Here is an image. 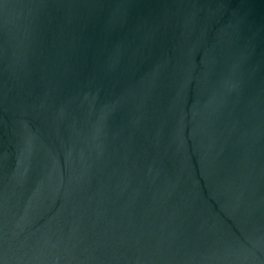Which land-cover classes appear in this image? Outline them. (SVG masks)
Returning a JSON list of instances; mask_svg holds the SVG:
<instances>
[{"label":"water","instance_id":"95a60500","mask_svg":"<svg viewBox=\"0 0 264 264\" xmlns=\"http://www.w3.org/2000/svg\"><path fill=\"white\" fill-rule=\"evenodd\" d=\"M0 264H264V0H0Z\"/></svg>","mask_w":264,"mask_h":264}]
</instances>
